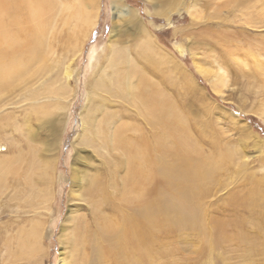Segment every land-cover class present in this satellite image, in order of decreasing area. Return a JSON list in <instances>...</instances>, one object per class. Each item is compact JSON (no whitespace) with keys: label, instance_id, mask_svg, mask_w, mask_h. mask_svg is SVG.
<instances>
[{"label":"rangeland","instance_id":"rangeland-1","mask_svg":"<svg viewBox=\"0 0 264 264\" xmlns=\"http://www.w3.org/2000/svg\"><path fill=\"white\" fill-rule=\"evenodd\" d=\"M57 1L45 38L47 74L34 75L36 63L24 78L0 91V147H5L0 151V179L5 164L17 167L3 186L0 180V264H74L84 254L75 242L83 227L92 226L93 212L79 195L84 187L72 184V171L75 176L94 173L112 154L79 137L89 97L100 93L95 80L108 55L118 50L121 60L131 59L133 70L135 64L142 70L145 65L137 51L162 57V70H169L176 82L161 84V77L147 73L159 79L161 93L179 103L192 139L205 154L223 151L231 156L207 182L198 202L209 232L166 225L158 241L149 244L159 262L148 264H264V0H120L134 9L136 21L118 18L113 0H80L96 18L78 48L66 38L79 26L72 9L81 2ZM115 21L117 36L110 42ZM199 66L228 74L222 94L214 90L216 75L202 73ZM49 80L65 92L36 94ZM44 109L48 115H37ZM117 111L113 117L123 118ZM127 115L124 122L139 123ZM133 127L132 134L138 131ZM143 128L149 141L152 130ZM108 131L113 134L110 126ZM18 157L22 161L16 165ZM32 159L35 163L29 166ZM33 232L34 241L28 237Z\"/></svg>","mask_w":264,"mask_h":264},{"label":"bare ground","instance_id":"bare-ground-1","mask_svg":"<svg viewBox=\"0 0 264 264\" xmlns=\"http://www.w3.org/2000/svg\"><path fill=\"white\" fill-rule=\"evenodd\" d=\"M122 3L120 0H113V10L118 18L136 21L134 9ZM83 4L77 2L72 9V16L75 17L73 19L79 23L77 30H74L75 37H65L66 42L72 38L76 48L92 26L95 17L83 9ZM58 6L57 0H0V91L24 78L36 63L38 67L33 72L34 75L47 74L50 68L45 59V38ZM117 23L115 21L114 26L112 25L110 42L117 36ZM147 37L150 38L148 35ZM68 42L67 44H70V41ZM119 51L116 53L119 54ZM112 52L108 53L98 79L95 80L94 86L96 85L100 92L97 93L98 98H93V94L89 97L82 115L83 133L79 137L80 140L86 144H98V148L105 147L112 156L108 154L104 165L94 173L87 170L89 175L81 173L82 175L75 176L76 171H72V184L80 186L81 183L84 192L81 191L79 195L92 206V211H89L93 212L92 226H85V229L81 227L82 238L75 242V246L82 248L84 254L81 253L80 259L74 258V264H106L107 261H117V264H148L150 260L159 262V259L154 258L156 250L152 246L149 247V244L150 241H158V232L166 225L175 227L177 231H207L208 227L205 228L200 219L198 202L207 190V182L214 180V174L231 157L223 151L205 154L201 146L192 139L190 127L185 125L187 121L185 123L179 103L170 95L161 93L163 90H158L159 79L154 81L155 78L153 80L147 70L155 74L154 76L161 77V84L166 81L172 84L176 82L174 77L167 73L169 70H162V57L157 59L154 55L137 51L145 60V65L142 70L140 65L135 64L133 68L136 70H133L129 67L130 58L129 60L128 57H123L121 60L119 55ZM123 53L121 52L122 56ZM171 68L176 70L175 63L172 62ZM198 69L202 73L210 72L216 75L214 90L222 94L228 74L225 71L213 73L214 70L203 69L201 66ZM70 74L67 73L66 76ZM53 84V81L49 80L43 90H37L36 94L65 92L63 85L64 88L59 90ZM110 106L116 107V111L121 109L120 112L123 110L119 107L127 109L122 114L117 112L123 118L129 113L127 116H130L131 120L136 116L142 125L132 124V121L128 124L123 118L115 119L112 112L116 111L109 112L107 109ZM48 114L46 109L37 112L40 116ZM119 116L116 113L115 117ZM109 126L113 130L111 135L108 133ZM132 126L138 130L137 135L133 132L135 137H128L127 134L134 135L131 133ZM143 126L152 130V138L149 141L148 132L146 133ZM3 149L5 147H0V151ZM32 160L29 166L34 165L35 161ZM21 161L18 157L15 164L18 165ZM1 169L0 180L3 186L6 176L11 172L15 174L17 167L10 168L5 164ZM25 178L28 183L32 181L29 172L25 174ZM261 208L264 210V205H261ZM28 235L31 239L36 236L35 232ZM26 245L28 246L27 241ZM86 249L89 252H86Z\"/></svg>","mask_w":264,"mask_h":264}]
</instances>
